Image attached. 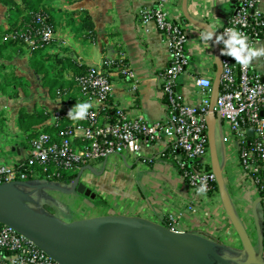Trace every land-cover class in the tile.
Here are the masks:
<instances>
[{"label":"built area","instance_id":"2783aa9c","mask_svg":"<svg viewBox=\"0 0 264 264\" xmlns=\"http://www.w3.org/2000/svg\"><path fill=\"white\" fill-rule=\"evenodd\" d=\"M177 1L158 0L154 7L137 11V17L142 22L155 23L167 47L169 64L155 74L157 86L163 95L164 119L150 121L137 107L130 110L112 101L113 81L105 69L119 71L132 81L133 89L137 87L138 79L125 62L122 51L115 57L107 56L102 60L101 67L89 65L87 72L76 79L83 94L80 103L91 102L92 105L88 108L87 117L60 132V135H68L60 140L51 139L47 132H40L32 138L29 153L23 162L26 160L29 165L35 162L44 164L41 171L34 174L35 181L57 182L53 177L60 178L59 169L80 170L89 161L106 159L110 155L134 159L142 153L145 145H150L162 147L160 151L165 149L169 153L180 175L196 194L213 196L218 192L211 169L206 123L213 78L211 72L206 73L199 66L196 68L200 58L210 57V50L205 41L199 40L197 61L192 60L189 29L195 26L172 12L171 5ZM259 2L235 0L233 12L219 23L218 35L227 28H234L247 34L252 48H258V42L264 40V12L259 8ZM32 19L9 36L22 39L28 46L49 43L55 38V31L45 16L34 14ZM223 48L224 44L219 43L222 72L213 111L218 126L225 130L222 138L230 146L233 165L240 173L251 178L252 186L258 192L264 188V55L255 57L245 67L234 58L221 55ZM186 77L193 87L190 99L179 90L182 78L186 80ZM61 96L62 93L58 92L55 100L60 101ZM107 109L111 111L110 115L103 113ZM68 110L55 108L45 125L57 126ZM248 128L252 129L251 135L247 133ZM75 137L80 138V144L73 142ZM49 167L52 169L50 172ZM28 175L25 169L19 171L0 164V184L27 181ZM202 187L205 190L199 191ZM259 204L262 220L264 203ZM196 212V202L188 201L182 210L170 211L162 224L173 231H185L179 229L178 219L185 213ZM242 214L246 227H253V223L247 222V211ZM247 229L250 231V228ZM231 230L234 232L233 228ZM0 264L59 263L22 234L0 224Z\"/></svg>","mask_w":264,"mask_h":264},{"label":"crops","instance_id":"0c3cea01","mask_svg":"<svg viewBox=\"0 0 264 264\" xmlns=\"http://www.w3.org/2000/svg\"><path fill=\"white\" fill-rule=\"evenodd\" d=\"M157 1L54 0L52 6L56 8L53 11L55 39L44 51L59 57L71 58L87 66L95 64L100 67L105 57H115L119 51H122L125 62L138 79L137 87L133 89L132 81L119 71L105 69L113 81L112 101L130 110L137 107L150 121L163 120L165 116L163 95L157 86L155 74L169 64L167 47L155 23L142 22L137 17L139 9L152 8ZM181 3L182 0L174 2L171 9L175 15H180L184 19ZM234 8L235 0L187 1L188 12L195 19L208 23L216 36L219 23L225 20ZM259 8L264 12V0H260ZM79 10H86L90 15L93 23L92 31H78L79 23L77 19L76 21L72 19L71 13ZM8 14V7L0 1L1 23L5 24ZM195 28L189 29V50L192 60L197 61L198 41H205L207 49L210 50V57L200 58L196 68L199 66L204 72H211L210 75L214 80L217 67L212 39H202L200 34L205 31L196 26ZM257 47H264V40L259 41ZM11 64L14 74L24 75L31 82L27 94H24L20 87H16L17 81L11 86L20 91L19 95L0 94V164L13 167L27 157L30 149L19 128L22 110L29 113L46 108L51 112L57 107L68 110L80 103L83 98H77L66 91L61 92L64 94L60 97V101L55 100L57 94L51 97L47 92V86L43 87L40 77L35 76L30 70L27 55L14 57ZM69 73L70 71H66L64 75L67 76ZM192 88L187 77L186 80L182 78L179 90L189 99L193 96ZM217 129L220 132V145L218 147L216 143V148L225 183L236 210L243 213L247 209L251 210L252 203L260 196L252 186L251 178L240 173L233 165L230 146L222 138L225 130L219 126ZM161 148L145 145L142 153L134 159L129 156L110 155L106 159L91 160L84 166H89L91 169H84L80 181L96 193L101 209L94 211V208L86 205L87 197H81L87 210L79 211L69 198L63 199L51 194L55 201L51 206L45 207L44 212L67 223L113 214L141 216L164 223L170 211H180L188 201L194 200L197 212L185 213L178 219L179 229L227 245L221 236H234L235 233L231 230L218 192L213 196L196 194L180 175L173 158L165 152V149L160 151ZM262 182L264 184V172ZM259 208L260 204L257 206L258 214H260Z\"/></svg>","mask_w":264,"mask_h":264},{"label":"water","instance_id":"95a60500","mask_svg":"<svg viewBox=\"0 0 264 264\" xmlns=\"http://www.w3.org/2000/svg\"><path fill=\"white\" fill-rule=\"evenodd\" d=\"M187 1L181 3L183 21L204 31L213 30L208 23L190 16ZM215 39L214 32L212 44L217 72L206 117L208 148L219 198L235 233V245L227 246L194 232L173 231L141 216L102 215L67 223L36 210L21 197L22 189L27 187L94 198L96 193L80 181L84 169H91L89 166L83 167L67 184L50 181L0 184V224L22 234L59 264H264L263 234L257 211L262 198L258 197L251 207L255 244L231 200L217 153L215 132L219 122L213 108L220 89L222 64ZM247 133L251 135L252 129L248 128ZM225 254L228 259L224 258Z\"/></svg>","mask_w":264,"mask_h":264},{"label":"trees","instance_id":"16d2710c","mask_svg":"<svg viewBox=\"0 0 264 264\" xmlns=\"http://www.w3.org/2000/svg\"><path fill=\"white\" fill-rule=\"evenodd\" d=\"M4 5L8 7V15L6 22L0 21V94L19 95V90L12 88V83L17 81L16 87H20L24 94L29 93L28 89L31 85L30 80L24 75H16L11 68V64L14 57L28 56V66L35 76H39L42 81V86H47V92L54 97L58 92H68L77 96V98H83L82 90L76 83L77 77L87 72L88 66L82 63H77L71 58H63L58 55H52L46 53L45 48L51 44L49 43L38 44L36 46H28L22 39H13L9 36L12 31H16L23 26L27 21H32V15L40 14L46 17V21L52 26L55 31V22L53 19L55 7L52 6L54 0H0ZM75 2L76 0H69ZM72 19H77L79 26L78 31H92L93 23L90 15L86 10L74 11L71 13ZM74 21V23H75ZM70 71L66 76L64 72ZM63 94V93H62ZM19 119V128L22 130L24 138H26L28 144L32 138L40 132L49 133L51 139L60 140L62 137L68 136L67 134H61L60 132L68 130L71 124L79 121H73L68 118L67 114L62 117V120L57 126H47L45 121L50 116L48 108L41 109L35 113H29L22 110ZM110 115L111 111L108 109L103 112ZM73 142L80 144V138H73ZM97 160V159H95ZM99 160V159H98ZM44 164L35 162L31 165L27 164V161L13 166L15 169L21 171L26 170L28 175V182L35 181L34 174L41 171ZM79 169V168H78ZM78 169L67 171L65 169H59L60 178L53 180L59 183H71L76 177ZM52 169L49 167L50 172ZM42 176V175H41ZM216 190L218 187L216 182L214 183ZM25 189H29L25 187ZM259 196L262 198L261 203H264V188L259 189ZM261 229L263 234L264 243V209L262 210Z\"/></svg>","mask_w":264,"mask_h":264},{"label":"clouds","instance_id":"9594fccd","mask_svg":"<svg viewBox=\"0 0 264 264\" xmlns=\"http://www.w3.org/2000/svg\"><path fill=\"white\" fill-rule=\"evenodd\" d=\"M200 35L204 40H211L214 35V30H206ZM248 41L249 37L247 34L241 33L234 28H227L223 34L216 36L214 43L219 44L222 42L224 44V48L221 49V55L230 56L234 58V61L237 63L247 67L255 57L264 55V47L254 49L249 45ZM91 106V102L75 104L68 110L67 116L73 121L85 119L87 117L88 108ZM204 190V187L199 189V191ZM224 258L228 259L229 257L225 254Z\"/></svg>","mask_w":264,"mask_h":264},{"label":"rangeland","instance_id":"374dc122","mask_svg":"<svg viewBox=\"0 0 264 264\" xmlns=\"http://www.w3.org/2000/svg\"><path fill=\"white\" fill-rule=\"evenodd\" d=\"M215 136H216L217 146L219 147V145H220V132L217 128H216ZM34 191H32V193L29 194L30 200L28 201V204L30 206H32L33 208H35L36 210L44 211L45 207H47L49 205L51 206L53 204V202L55 200L52 198L51 194H56L59 196V198H63V199L69 198L70 201L72 202V204L75 206V208L79 209V211L80 210H87L86 205L91 206V208H94V211H95V209H101L102 208L100 205H98L99 202H97V201L99 199L97 197L96 198L87 197L88 203L84 206V203L82 202L83 200L81 197H85V196L80 195V194H76L78 196H73L74 194H63V193H60L58 191H52V190L49 191V190L41 189L38 191L40 194L36 195L37 196L36 197L34 195L35 194ZM84 199H86V198H84ZM74 206H72V207L74 208ZM246 211H247V215H248L247 222L253 223V217H252L251 211L249 209H247ZM238 214L240 215V218L243 221L244 217H243V214L241 213L240 210L238 211ZM247 228H250V233H251L252 239H253L254 243L256 244L254 227L249 225V226H247ZM221 238H223L224 243H226L227 245H230V246L235 245V242H236L235 235L229 236V237L221 236Z\"/></svg>","mask_w":264,"mask_h":264},{"label":"flooded vegetation","instance_id":"af4514ba","mask_svg":"<svg viewBox=\"0 0 264 264\" xmlns=\"http://www.w3.org/2000/svg\"><path fill=\"white\" fill-rule=\"evenodd\" d=\"M42 188H33V189H25V188H23L22 189V198H23V200L24 201H26V203H28V201L30 200V197H29V194H31L32 193V191H34L35 192V196L36 195H39L40 193L38 192L39 190H41ZM37 197V196H36ZM39 199V198H38Z\"/></svg>","mask_w":264,"mask_h":264}]
</instances>
